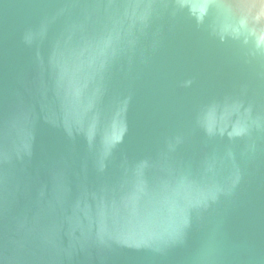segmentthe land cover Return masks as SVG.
<instances>
[{
  "label": "water",
  "instance_id": "obj_1",
  "mask_svg": "<svg viewBox=\"0 0 264 264\" xmlns=\"http://www.w3.org/2000/svg\"><path fill=\"white\" fill-rule=\"evenodd\" d=\"M0 264H264V0H0Z\"/></svg>",
  "mask_w": 264,
  "mask_h": 264
}]
</instances>
